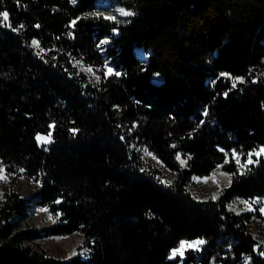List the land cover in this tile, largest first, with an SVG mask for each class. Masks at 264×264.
<instances>
[{
  "label": "trees",
  "instance_id": "trees-1",
  "mask_svg": "<svg viewBox=\"0 0 264 264\" xmlns=\"http://www.w3.org/2000/svg\"><path fill=\"white\" fill-rule=\"evenodd\" d=\"M99 1L0 0L9 14L0 18V162L40 184L30 198L5 192L0 264H212L225 248L233 262L264 264L251 215L229 207L264 196V159L241 174L223 151L264 146V0H110L135 13L127 24L92 14ZM76 60L108 61L120 75L90 82ZM223 74L244 82L233 88ZM45 136L51 143L37 139ZM140 144L175 173L170 185ZM219 165L231 184L196 199L188 182ZM32 204L57 221L25 226ZM76 232L84 239L68 259L29 245ZM194 239L206 241L201 254L170 258Z\"/></svg>",
  "mask_w": 264,
  "mask_h": 264
},
{
  "label": "rangeland",
  "instance_id": "rangeland-1",
  "mask_svg": "<svg viewBox=\"0 0 264 264\" xmlns=\"http://www.w3.org/2000/svg\"><path fill=\"white\" fill-rule=\"evenodd\" d=\"M72 3H75L76 0H71ZM126 9L123 6H120L114 1L110 0H100L96 6V8L91 12L92 14H101L104 17L108 16H115L116 19L112 20L117 22L118 24H127L132 20L133 16L124 17L120 15L119 9ZM131 11V10H128ZM114 35L117 36L119 34V31L116 29V31H113ZM111 42V38H104L98 43V48L101 52L105 53L106 45H108ZM36 50H38L39 53H42V50L37 47H35ZM137 54L141 57L143 60L148 59V53L145 52L142 49H137ZM79 61V64L77 62ZM73 65L79 72H83L86 76V78L90 82H96L95 77L91 74L87 73L85 70L89 65H86L81 60L74 61ZM111 67L113 69V72L115 73V70L111 63L108 61L106 64L101 68H93L95 74L97 76H100L101 78L103 76H107L106 73V67ZM224 77L230 78L229 75L223 74ZM231 81H233V78H230ZM46 138H49V136H45ZM264 146H257L253 148L250 151L242 152L238 150H231L230 153L223 150L226 153V160L228 162L233 161L235 163V159L232 157V152L236 151L239 153L241 157V162H246L247 155L251 152L257 151L259 148ZM139 151L142 154V157L145 161V164L151 168H155L158 170V175L160 178V181L165 185H170L175 177V173L167 168L163 162L158 159L152 151L149 150V148L146 145L140 144L138 146ZM149 153L151 155H149ZM155 157V158H153ZM178 157H180L179 161L181 163V159L185 160L184 156L179 153ZM258 159H264V156L256 157L253 156V160ZM182 164V163H181ZM184 165V164H182ZM239 171H243L245 169H241L236 163ZM0 166L6 167L0 162ZM222 165L217 166L209 175L207 176H193L192 179L188 182L187 189L188 191L198 200L205 201V200H215L213 199V196H216V199L220 195L222 189L226 187L228 183V179L221 175V173H227L230 177L231 174L225 171L222 167ZM5 175L7 176L6 180H0V204L3 200L4 194L7 190L14 189L16 192L20 194L23 198H30L33 193L38 190L40 187V184L36 181H32L27 179L26 177L19 175V174H12L9 173L7 170L5 172ZM170 181V184H167L165 182ZM206 181V182H205ZM218 182V183H217ZM259 199L261 203H255V201ZM250 201L252 202V207L255 209L254 211H247L245 210V205L241 203V201ZM230 209L233 210L236 213H249L251 215L250 219L248 220V226L251 232L254 234L258 245L260 247L262 242H264V214H261L259 209L261 207H264V196H258L253 199H243V198H235L229 205ZM18 217H13V220H17ZM57 221V216L53 214L48 208L46 207H40L38 205L32 204L31 207L27 210V216L23 220V224L27 227L34 228V229H42L47 226L52 225ZM83 235L79 232L66 235V236H51V237H44L37 242L29 243L34 249L41 250L44 254L48 256H53L61 259H68L75 255L77 253L78 246L83 242ZM196 240H204V239H194V240H182V241H196ZM205 241V240H204ZM181 242V241H180ZM179 242V244H180ZM178 244V246H179ZM177 246V247H178ZM176 247V248H177ZM204 249V244L200 246V250H191L192 253H198L201 254ZM230 248H225L223 251L217 252V258L220 259L219 262H217L215 259L212 264H251L250 257L246 256L239 262H233V256L229 253ZM88 251L86 249L81 250V254L86 255ZM187 252V251H186ZM186 252L183 257L186 256ZM75 253V254H74ZM171 257V255H170ZM177 256L176 258H178Z\"/></svg>",
  "mask_w": 264,
  "mask_h": 264
},
{
  "label": "snow or ice",
  "instance_id": "snow-or-ice-1",
  "mask_svg": "<svg viewBox=\"0 0 264 264\" xmlns=\"http://www.w3.org/2000/svg\"><path fill=\"white\" fill-rule=\"evenodd\" d=\"M119 12H120V15L121 16H124V17H129V16H134L135 15L134 12L125 10L123 8L119 9ZM96 15H99V13H97ZM0 18H2L3 21L7 22L9 20V14H8V12L5 11L3 13H0ZM106 18L109 19V20H115L116 19L115 16H108ZM73 23H75V22H73ZM20 27L22 28L23 25H21ZM37 27H38V25H37ZM13 30H16V29H13ZM32 45L34 47H37V48L40 47L39 42L38 41H35V40L32 41ZM77 64H79V61L77 62ZM105 67H106V73L105 74L107 76H111L113 74L120 75V73H114L113 72V69L111 67H107V66H105ZM83 70H85L87 73H89L92 76H94L95 77V81L97 83L100 82L101 77L100 76H97L95 74V72H94V70H93V68L91 66H89V67H87L86 69H83ZM243 82H244L243 81V78H236L232 82V87L235 88L238 83H243ZM225 95H227V93H225ZM204 115H207V111H205ZM73 131H76V130L73 129ZM121 138L123 139V137H121ZM37 139L38 140H42L45 143H51L50 137L49 138H46V137H37ZM149 155H151V154L149 153ZM253 156H256V157L264 156V147L259 148L255 152L249 153L247 155L246 162H244V163L241 162V157H240L239 153H237L236 151H233L232 152V157L235 159V163L242 170L243 169H247L248 166L251 165V164H253V163H258L259 162L258 160L254 161L253 160ZM153 158H155V157H153ZM178 159H180V157H178ZM225 162L227 163L228 161L226 160ZM181 163L182 164H185L186 161L183 160V159H181ZM5 172H6V169L4 167L0 166V180H6L7 179V176L5 175ZM241 174H243V171H241ZM221 175H224L228 179V183L230 185L231 184V177L227 173H221ZM165 183L170 184L171 182L170 181H167ZM213 199H216V196L215 195L213 196ZM241 203L245 205V210H247V211H254L255 210L252 207V202L245 200V201H241ZM255 203H261V201L259 199H257L255 201ZM233 210H235V209H233ZM259 211L261 212V214H264V207H261L259 209ZM205 243H206V241H204V240H196V241H192V242L181 241L180 244H179V246L177 248L172 249V251H171V257L170 258L175 259L177 256L183 257L184 254H185V252L188 251L189 249L199 251L200 250V246L203 245V244H205ZM262 243H264V242H262ZM258 248H259V246H258ZM261 255H264V252H261Z\"/></svg>",
  "mask_w": 264,
  "mask_h": 264
},
{
  "label": "water",
  "instance_id": "water-1",
  "mask_svg": "<svg viewBox=\"0 0 264 264\" xmlns=\"http://www.w3.org/2000/svg\"><path fill=\"white\" fill-rule=\"evenodd\" d=\"M150 81L153 86L160 87L165 83L166 80L161 73L156 72L152 74Z\"/></svg>",
  "mask_w": 264,
  "mask_h": 264
}]
</instances>
